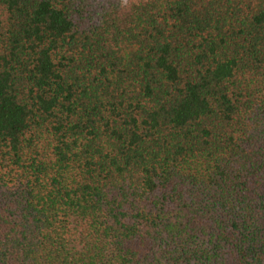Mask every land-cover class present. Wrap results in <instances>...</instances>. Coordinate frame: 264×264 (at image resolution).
Listing matches in <instances>:
<instances>
[{
	"label": "trees",
	"instance_id": "16d2710c",
	"mask_svg": "<svg viewBox=\"0 0 264 264\" xmlns=\"http://www.w3.org/2000/svg\"><path fill=\"white\" fill-rule=\"evenodd\" d=\"M0 264H264V0H0Z\"/></svg>",
	"mask_w": 264,
	"mask_h": 264
},
{
	"label": "rangeland",
	"instance_id": "374dc122",
	"mask_svg": "<svg viewBox=\"0 0 264 264\" xmlns=\"http://www.w3.org/2000/svg\"><path fill=\"white\" fill-rule=\"evenodd\" d=\"M125 2H128L129 0H124Z\"/></svg>",
	"mask_w": 264,
	"mask_h": 264
}]
</instances>
